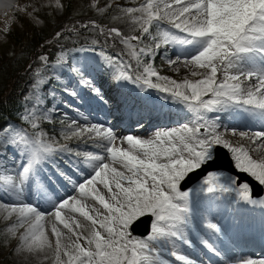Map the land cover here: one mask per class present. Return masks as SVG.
Listing matches in <instances>:
<instances>
[{"label":"snow or ice","instance_id":"obj_1","mask_svg":"<svg viewBox=\"0 0 264 264\" xmlns=\"http://www.w3.org/2000/svg\"><path fill=\"white\" fill-rule=\"evenodd\" d=\"M44 6L7 5L37 22ZM46 6L72 8L62 0ZM80 7L97 18L56 31L46 44L59 50L26 65L31 83L18 118L28 127L0 126V214L16 217L0 233L4 247L16 240L12 254L36 264H264V252L242 254V219L226 223L213 211L221 199L237 215L247 205L264 211V197L212 168L222 148L236 170L264 185V0ZM182 69L179 79L164 74ZM105 72L118 88L159 93L185 122L143 135L92 122L93 105H110L97 82ZM221 113L234 123H222ZM144 119L137 113L134 126L144 128ZM197 172L202 178L187 187ZM144 217L150 231L135 235Z\"/></svg>","mask_w":264,"mask_h":264},{"label":"rangeland","instance_id":"obj_2","mask_svg":"<svg viewBox=\"0 0 264 264\" xmlns=\"http://www.w3.org/2000/svg\"><path fill=\"white\" fill-rule=\"evenodd\" d=\"M123 2V0H121ZM48 0H0V30L6 26V21H11L8 25L10 32L8 33L7 40H0V46L3 48L2 57L0 58V92L4 91V96L1 98L2 103L5 107H8V94L17 92L19 80L27 77L26 65L33 61L38 53L46 52L50 54V46L44 50L47 46L46 42L51 40L53 34L56 31L61 30L65 26H71L77 21H87L89 18H97L95 13L92 11L82 10L81 5H86L89 0H62L65 5L71 3L72 8L61 11L55 7H47ZM104 3V0H101ZM14 4L19 6L25 5H45L40 7L39 11L35 12L34 15L39 18V22L33 20L28 16L26 12L17 10L16 8H8L7 5ZM5 11L8 15L5 16ZM28 12H32V8H28ZM83 12L84 14L78 15L77 13ZM107 23L106 20L101 21ZM41 30V32H40ZM4 33L0 31V36ZM67 45H71L67 42ZM58 48V46L53 47ZM59 49V48H58ZM57 49V50H58ZM15 52V55H11ZM23 53V55H21ZM157 65L161 64V58ZM164 74L173 75L179 79L184 74V70L181 73L174 74L171 71H166ZM29 79V77H28ZM23 85L24 96L29 91L28 82ZM15 98V100H20ZM233 140L238 139L233 137ZM11 151V149H9ZM34 202V201H33ZM16 217L13 216L11 219H5L4 215L0 214V233L15 221ZM21 232L24 229H20ZM17 244L16 240L11 241V245L7 248L4 247V238L0 235V264H36L34 258L29 257L27 261L22 256H16L12 254V248ZM50 264V262H45Z\"/></svg>","mask_w":264,"mask_h":264},{"label":"trees","instance_id":"obj_3","mask_svg":"<svg viewBox=\"0 0 264 264\" xmlns=\"http://www.w3.org/2000/svg\"><path fill=\"white\" fill-rule=\"evenodd\" d=\"M41 32V30H40ZM2 50L0 48V58L2 57ZM23 80H19L18 82V87L22 84ZM12 94V93H11ZM14 99L19 97V91L13 92ZM4 96V91L0 92V119L4 117H15L19 114L20 109L19 107L21 106V103L18 102L17 100L14 101L12 96L8 97V107L4 106V103H2L1 98Z\"/></svg>","mask_w":264,"mask_h":264},{"label":"water","instance_id":"obj_4","mask_svg":"<svg viewBox=\"0 0 264 264\" xmlns=\"http://www.w3.org/2000/svg\"><path fill=\"white\" fill-rule=\"evenodd\" d=\"M219 155H222V150H219ZM222 157H225V156L222 155Z\"/></svg>","mask_w":264,"mask_h":264}]
</instances>
